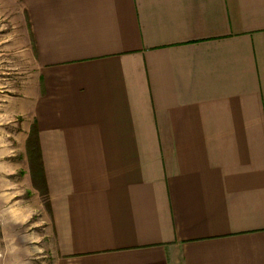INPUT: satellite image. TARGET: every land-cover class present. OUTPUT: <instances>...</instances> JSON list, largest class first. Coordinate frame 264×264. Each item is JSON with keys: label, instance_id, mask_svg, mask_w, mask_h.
Returning a JSON list of instances; mask_svg holds the SVG:
<instances>
[{"label": "crops", "instance_id": "0c3cea01", "mask_svg": "<svg viewBox=\"0 0 264 264\" xmlns=\"http://www.w3.org/2000/svg\"><path fill=\"white\" fill-rule=\"evenodd\" d=\"M16 1L50 264H264V0Z\"/></svg>", "mask_w": 264, "mask_h": 264}, {"label": "rangeland", "instance_id": "374dc122", "mask_svg": "<svg viewBox=\"0 0 264 264\" xmlns=\"http://www.w3.org/2000/svg\"><path fill=\"white\" fill-rule=\"evenodd\" d=\"M20 14L16 0H0V264H50L46 197L33 181L27 122L17 113L34 71Z\"/></svg>", "mask_w": 264, "mask_h": 264}, {"label": "trees", "instance_id": "16d2710c", "mask_svg": "<svg viewBox=\"0 0 264 264\" xmlns=\"http://www.w3.org/2000/svg\"><path fill=\"white\" fill-rule=\"evenodd\" d=\"M26 148H27V154L30 159V164L32 166V178L34 183L36 181H39L41 187H42V195L46 197L47 202V189L45 185V180L43 177L41 162H40V153L37 143V134L35 127L32 125L29 134L26 139ZM33 164V165H32ZM47 209L49 208L48 202L46 203Z\"/></svg>", "mask_w": 264, "mask_h": 264}]
</instances>
